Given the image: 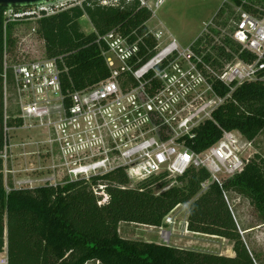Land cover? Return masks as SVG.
Listing matches in <instances>:
<instances>
[{
    "label": "built area",
    "instance_id": "obj_1",
    "mask_svg": "<svg viewBox=\"0 0 264 264\" xmlns=\"http://www.w3.org/2000/svg\"><path fill=\"white\" fill-rule=\"evenodd\" d=\"M120 1L102 0L101 5L116 7ZM139 1L142 7L151 10L150 0ZM164 1L157 0L156 7ZM89 2L56 0L30 8H7L4 16L6 24L33 22L36 33L40 20L72 8H83ZM256 10L259 14L239 10L229 37L240 46V52L233 54L229 62L208 47L204 38L212 35L214 20L187 49H182L172 36L163 41L161 32H150L157 43L153 48L143 37L132 41L131 36L137 35L136 32L124 36L114 29L98 35L97 43L110 77L73 92L63 86L62 77L67 69L62 58L42 56L30 61L17 58L11 63L6 56L3 159L8 158L6 150L14 146L12 143L9 146L12 132L36 131L41 135L36 143L39 151L26 155H43L44 163H51L47 170L68 176L71 178L68 182L90 183L94 177L118 170H124L132 182L163 174L178 178L194 168L206 170L210 175L200 194L211 184L222 187L226 180L245 170L251 159L247 150L253 142L239 132L224 131L214 146L196 153L181 140L192 138L197 128L213 120L214 112L232 98L238 87L264 82V7L256 6ZM201 38L205 40L198 46ZM226 50L229 52V48ZM243 52L253 55L255 60H242ZM208 54L212 57L209 60ZM216 83L228 87L230 92L220 96L215 90ZM10 90L15 110L9 104ZM8 120L17 125L9 127ZM51 183L47 184L58 185L57 181ZM93 190L103 197L99 205L108 201L104 185H94ZM183 206L189 209V204ZM171 214L159 228L165 244L170 243L172 236L166 227L175 223ZM0 264H8L7 258Z\"/></svg>",
    "mask_w": 264,
    "mask_h": 264
},
{
    "label": "trees",
    "instance_id": "obj_2",
    "mask_svg": "<svg viewBox=\"0 0 264 264\" xmlns=\"http://www.w3.org/2000/svg\"><path fill=\"white\" fill-rule=\"evenodd\" d=\"M101 1L90 0L83 8L66 10L37 24L36 35L44 41L47 57L63 59L67 69L62 77L65 90H83L110 77L97 43L98 35L118 29L124 36L136 32L131 40L143 37L150 48L157 44L147 28L153 12L142 7L139 0H121L116 7L102 6ZM234 1L243 11L255 15L259 14L257 4L264 3V0ZM6 10L0 8V253L7 252L8 264H260L242 238L226 199L231 192L245 197L264 221V158L259 155L250 159L241 174L226 180L222 187L211 184L202 194V184L210 175L206 170L194 168L177 178L181 185L168 184V176L163 174L144 180L138 188H129L127 173L118 170L94 177L90 183L77 180L56 186L13 187L8 192L3 159L6 142L3 75L5 57L11 63L18 58L15 30L20 24H6ZM226 12L223 5L217 18L223 19ZM85 16L95 29L89 35L80 25ZM227 19L224 26H230L231 17ZM213 35L214 31L204 38L222 60L229 62L233 54L240 52V46L229 39L216 45ZM204 38L199 39L198 46ZM211 58L208 54L207 59ZM240 58L255 60L246 52ZM9 79L11 82L10 73ZM215 90L223 97L230 92L219 83L215 84ZM13 113L11 110L10 115ZM7 125L13 127L17 122L8 120ZM224 131L239 132L250 142L264 133V82L238 87L232 98L214 112L213 120L197 128L192 138L181 141L201 153L214 146ZM99 183L109 197L103 205H99L101 198L93 190ZM157 185L162 191L156 192ZM187 204V230L231 241L234 257L124 239L120 235L121 223L160 228L168 215Z\"/></svg>",
    "mask_w": 264,
    "mask_h": 264
},
{
    "label": "rangeland",
    "instance_id": "obj_3",
    "mask_svg": "<svg viewBox=\"0 0 264 264\" xmlns=\"http://www.w3.org/2000/svg\"><path fill=\"white\" fill-rule=\"evenodd\" d=\"M245 1L250 3L253 2V0ZM156 2L157 0H150L151 10L154 12V14L152 19L147 23L149 32H161L163 34V41H167L169 36H172L182 49H187L189 46H191L204 33L206 26L213 20L216 26L212 27L211 30L214 31L213 39L217 42L216 45H220L224 39L230 40L229 34H231L234 23L239 17V10L242 9L236 5L234 0H165L158 7H156ZM223 5L227 12L225 13L223 19H220L219 17L217 18V14ZM257 6H264V3L257 4ZM232 12H234L233 15H231ZM230 17L231 20H229L228 23L230 26H224L223 22H226L228 20L227 18ZM80 25L82 31L88 35L95 32V29L87 16L81 19ZM34 27L35 26L33 22L21 23L20 26H18L15 30V36L17 37L15 51L18 54L19 60L30 61L38 59L42 56H44V59L48 58L45 53L44 41L33 32ZM9 104L11 105L12 110H15L14 95L12 94L11 90L9 91ZM11 134L12 137L9 138V146L12 143L14 146L17 145V148L14 147L12 149L13 153L11 149L6 150L5 152L8 155V158L4 159L5 182L8 192L13 187L35 188L46 185L47 183L51 184L53 181H57L58 184H64L71 180V178L68 176L60 174V176L57 175L58 177H56L53 181H50V179H46L47 174H42L40 170L35 169L30 172L25 170L26 167H31V164H34L35 168H42L45 169V171L51 167L50 162L44 165L43 155L34 157L26 155L32 151H39L36 143L41 140V135L39 132H28L26 130L12 132ZM21 143H23V145ZM16 154L18 158H20V161H22L21 164L24 165L23 170L17 173L13 171L10 162L12 155L15 156ZM256 155L264 158V133H262L255 141H253V146L247 150V156H250L251 159H253ZM167 181L170 185H181L177 181V178H168ZM142 182L144 181H131L129 188H138ZM155 189L156 192L162 191L158 185L155 186ZM228 199L238 221L237 224H239L238 228L240 233L241 230L239 226H241L243 232L246 233L244 236L241 233L242 238L245 239L244 241L252 253L257 256L259 263L264 264L263 219L261 218L258 211L250 204V201L245 197L231 192L228 193ZM187 213L188 210L182 205L178 207L173 214H171V217L175 221V229L177 230V235L176 233L172 234L170 239L171 245L174 244L175 236H183L181 233V227L184 225V223H186L185 221L187 219ZM143 226L144 225L138 226V224L122 225V238L135 241L159 242L162 245L169 246L162 241L158 231H146L147 229H145ZM210 237L213 238V236L195 234L191 237V239L186 236L184 239H181H183L185 242H191L186 245L188 246L187 250L226 257H229L232 253H234L233 243L231 241L223 238H218L220 240L212 239ZM88 264L99 263L90 262Z\"/></svg>",
    "mask_w": 264,
    "mask_h": 264
},
{
    "label": "crops",
    "instance_id": "obj_4",
    "mask_svg": "<svg viewBox=\"0 0 264 264\" xmlns=\"http://www.w3.org/2000/svg\"><path fill=\"white\" fill-rule=\"evenodd\" d=\"M22 145H23V143H21ZM14 147H16L17 148V145H15V146H13L12 148H11V151H12V153H13V148ZM11 160H10V162H11V165H12V168H13V171L15 172V173H17V172H19V171H21V170H23V166L24 165H22L21 163H22V161H20V158H18V156H17V154L15 155V156H13L12 155V157L10 158ZM15 159V160H14ZM44 165H45V163H44ZM31 167H26V169L25 170H27V171H32V170H40L41 171V173L43 174V173H45V174H47V178L46 179H51L52 181H53V179L54 178H56V177H58L57 175H59L60 176V174L59 173H55V172H52V171H45V169H42V168H35V165L33 164H31L30 165ZM42 169V170H41ZM12 171V172H13ZM11 172V173H12ZM51 184H53V183H51ZM176 211V210H175ZM174 211V212H175ZM174 212H172V214L174 213ZM235 215V214H234ZM186 218H188V213H187V216H186ZM235 219H236V216H235ZM176 220V219H175ZM236 221H237V219H236ZM186 223H184V225H182V227H181V233H182V235L184 236H178V237H180V238H178V237H176L175 236V239H174V244H172L171 245V241H170V243L168 244L169 246H171V247H174V248H178V249H188V246H186V245H188L189 243H191V242H185L183 239L185 238V236L186 237H188L189 239H191V237L193 236V235H195L194 233H192V232H189L188 230H187V219H186V221H185ZM237 223H238V221H237ZM136 225V224H130V223H121L120 224V226H119V232H120V235H122L121 234V227H122V225ZM239 225V224H238ZM138 226H141V225H138ZM145 229H147L146 231H158L159 232V228H156V227H148V226H143ZM240 227V230H241V233L243 234V236L246 234L245 232H243V230H242V228H241V226H239ZM169 231H171L172 232V234L173 233H176V235H177V230L175 229V223H174V225H169V226H167L166 227ZM185 230V231H184ZM186 232V233H185ZM197 235V234H196ZM172 237V236H171ZM181 238H183V239H181ZM210 238H212V237H210ZM127 239V238H126ZM188 239V240H189ZM212 239H218L217 237H213ZM218 240H220V239H218ZM245 240V239H244ZM154 243H157V244H160L159 242H154ZM162 245V244H161ZM183 247H187V248H183ZM203 253V252H202ZM229 257H234V253H232ZM5 258H7V252L5 251L4 253H0V261L1 260H3V259H5Z\"/></svg>",
    "mask_w": 264,
    "mask_h": 264
},
{
    "label": "water",
    "instance_id": "obj_5",
    "mask_svg": "<svg viewBox=\"0 0 264 264\" xmlns=\"http://www.w3.org/2000/svg\"><path fill=\"white\" fill-rule=\"evenodd\" d=\"M56 0H0V8H30Z\"/></svg>",
    "mask_w": 264,
    "mask_h": 264
}]
</instances>
